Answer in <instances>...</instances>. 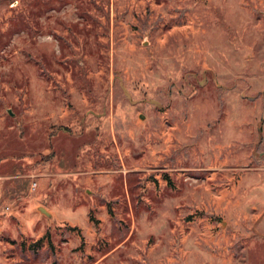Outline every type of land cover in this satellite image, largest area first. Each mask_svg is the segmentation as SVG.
<instances>
[{"label": "rangeland", "instance_id": "obj_1", "mask_svg": "<svg viewBox=\"0 0 264 264\" xmlns=\"http://www.w3.org/2000/svg\"><path fill=\"white\" fill-rule=\"evenodd\" d=\"M0 190V264H264V0H0Z\"/></svg>", "mask_w": 264, "mask_h": 264}, {"label": "crops", "instance_id": "obj_2", "mask_svg": "<svg viewBox=\"0 0 264 264\" xmlns=\"http://www.w3.org/2000/svg\"><path fill=\"white\" fill-rule=\"evenodd\" d=\"M5 193V191H3L2 190V192H1V190H0V200L3 198V194ZM0 222H2L4 225L6 224L5 223V218L4 217H0Z\"/></svg>", "mask_w": 264, "mask_h": 264}, {"label": "built area", "instance_id": "obj_3", "mask_svg": "<svg viewBox=\"0 0 264 264\" xmlns=\"http://www.w3.org/2000/svg\"><path fill=\"white\" fill-rule=\"evenodd\" d=\"M35 186H36V181H33L31 187L34 188Z\"/></svg>", "mask_w": 264, "mask_h": 264}]
</instances>
